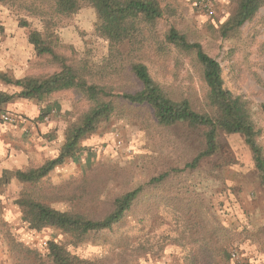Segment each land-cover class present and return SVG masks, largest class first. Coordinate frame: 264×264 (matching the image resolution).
I'll return each mask as SVG.
<instances>
[{
	"label": "rangeland",
	"instance_id": "rangeland-1",
	"mask_svg": "<svg viewBox=\"0 0 264 264\" xmlns=\"http://www.w3.org/2000/svg\"><path fill=\"white\" fill-rule=\"evenodd\" d=\"M196 1L159 0L164 16L157 36L164 40L174 27L220 64L225 87L250 103L264 150V7L237 34L224 38L220 29L235 14L238 0H218L213 19L193 7ZM96 23V11L87 7L50 30L42 18L0 6V73L20 80L60 71L50 57L36 54L29 43L33 31L50 35L67 62L104 68L109 43L96 33ZM133 54L127 64H145L172 99L204 111L208 88L194 54L170 46L161 53L155 47ZM118 81L106 98L117 112L81 142L74 159L38 184L3 182V174L56 158L68 128L91 105L77 92L65 91L40 100L16 97L0 108V264H39L53 241L96 264H264V188L244 137L221 134V154L189 168L205 149L204 129L160 126L149 106L114 97L124 89L134 93L140 84L130 76ZM0 92L16 95L20 89L0 80ZM8 112L26 115L29 126L5 124ZM139 188L123 222L78 247L58 230H30L17 204L32 197L54 210L99 221L113 212L117 198Z\"/></svg>",
	"mask_w": 264,
	"mask_h": 264
},
{
	"label": "trees",
	"instance_id": "trees-1",
	"mask_svg": "<svg viewBox=\"0 0 264 264\" xmlns=\"http://www.w3.org/2000/svg\"><path fill=\"white\" fill-rule=\"evenodd\" d=\"M0 6L18 12H27L46 21L47 28L61 27L64 20L83 8H93L97 14L96 33L109 43L108 60L104 68L90 66L88 61L67 59L59 55L50 37L33 31L29 43L38 56H48L60 65V71L45 77H27L12 80L0 73V80L20 89L16 95L0 92V108L16 97L26 100H40L53 94L75 91L90 103L87 113L66 132L65 143L59 155L46 161L42 166L27 171H5L3 182L13 178L24 184H38L56 168L74 159L80 151L81 142L98 131L101 124L117 112L110 96L113 83L127 76L141 86L134 93L124 92L114 96L130 106H149L158 124L162 127L188 126L204 129L205 149L187 167L196 168L199 164L221 154L219 141L221 134L242 135L253 153L261 186L264 188V150L259 144L260 130L252 118L250 103L242 96H234L226 87L222 67L203 49L200 43H191L187 36L171 27L164 40L157 36L156 27L164 16L159 0H0ZM264 0H238L235 14L221 27L224 38L237 34L241 28L253 21ZM170 46L179 53H192L202 69L207 85L206 106L203 112L196 111L188 100L177 101L154 80L149 68L141 63L127 64L129 55L135 57L147 48H158L164 52ZM264 110V105L262 106ZM168 174L160 176L164 180ZM142 189H136L117 198L113 212L103 220L94 221L80 214L54 210L32 197L20 199L17 204L22 210V220L32 231L55 229L70 238V245L78 247L93 234L110 232L123 222L139 198ZM48 254L39 264H96L73 255L66 245L50 242ZM45 260V261H43Z\"/></svg>",
	"mask_w": 264,
	"mask_h": 264
},
{
	"label": "built area",
	"instance_id": "built-area-1",
	"mask_svg": "<svg viewBox=\"0 0 264 264\" xmlns=\"http://www.w3.org/2000/svg\"><path fill=\"white\" fill-rule=\"evenodd\" d=\"M193 7L202 12L208 18H215L217 14L218 0H197ZM2 120L5 124L15 125L19 122L20 117L14 113L8 112L3 115Z\"/></svg>",
	"mask_w": 264,
	"mask_h": 264
},
{
	"label": "crops",
	"instance_id": "crops-1",
	"mask_svg": "<svg viewBox=\"0 0 264 264\" xmlns=\"http://www.w3.org/2000/svg\"><path fill=\"white\" fill-rule=\"evenodd\" d=\"M11 113H13V112H11ZM25 113H30V112L26 111ZM14 114H16V115H18L20 117V120L17 123L18 125L19 124H24L25 126H29L30 122H29L28 118L26 117V115L21 114V113H17V112H14Z\"/></svg>",
	"mask_w": 264,
	"mask_h": 264
}]
</instances>
